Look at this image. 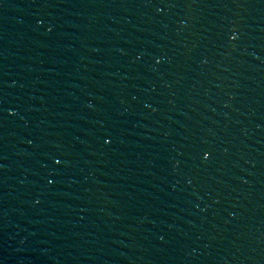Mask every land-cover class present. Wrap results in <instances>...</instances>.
I'll return each mask as SVG.
<instances>
[{"label":"water","instance_id":"95a60500","mask_svg":"<svg viewBox=\"0 0 264 264\" xmlns=\"http://www.w3.org/2000/svg\"><path fill=\"white\" fill-rule=\"evenodd\" d=\"M0 264H264V0H0Z\"/></svg>","mask_w":264,"mask_h":264},{"label":"snow or ice","instance_id":"6c2138e0","mask_svg":"<svg viewBox=\"0 0 264 264\" xmlns=\"http://www.w3.org/2000/svg\"><path fill=\"white\" fill-rule=\"evenodd\" d=\"M41 23H42V21H41ZM49 31H51V29H49ZM232 39H236V37L233 36ZM104 142L106 144L111 143V139L109 137H105L104 138ZM204 158L205 159L208 158V154L207 153H205ZM53 162H54V165L57 166V167L61 166V164H62V160L61 159H58V158H55V157L53 158ZM52 182H53L52 180H49L48 181L49 184H51ZM37 203H39V201H37Z\"/></svg>","mask_w":264,"mask_h":264}]
</instances>
